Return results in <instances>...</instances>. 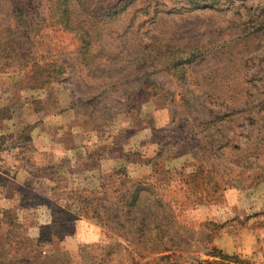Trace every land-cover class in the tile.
Masks as SVG:
<instances>
[{
    "label": "rangeland",
    "instance_id": "1",
    "mask_svg": "<svg viewBox=\"0 0 264 264\" xmlns=\"http://www.w3.org/2000/svg\"><path fill=\"white\" fill-rule=\"evenodd\" d=\"M118 169L167 189L181 264L231 221L264 264V0H0V264L125 245Z\"/></svg>",
    "mask_w": 264,
    "mask_h": 264
},
{
    "label": "trees",
    "instance_id": "2",
    "mask_svg": "<svg viewBox=\"0 0 264 264\" xmlns=\"http://www.w3.org/2000/svg\"><path fill=\"white\" fill-rule=\"evenodd\" d=\"M131 178L133 177H129V173L124 169L114 170L110 174L111 183L118 180H121L124 185L129 182L133 183L130 189L125 190L124 194L119 196V200L121 201L127 199V202L120 209V215L118 217L109 215L111 219L118 218L120 220L110 228H114L120 232L119 238L122 239L125 245L115 243L109 246L108 244L97 246L102 251L96 259H89L90 254H88L81 264H141L138 263L140 259L148 256H154L153 259H156L155 256L157 254L164 252L173 253L160 258L167 259L165 264L182 263L177 260L181 256H177L176 252H178L177 250H182L184 247H182L181 242L177 238L173 237L172 230L176 231V234H179L184 226L171 214L169 205L172 200L167 194V189L159 183L144 184L139 179L132 180ZM144 193H147L151 201L159 207V211L153 208L149 210L143 208ZM203 203H206V201L201 200L200 204ZM102 212V215L108 218V210L103 208ZM183 237L184 234H180L179 239ZM210 237L208 236L205 245L209 249V252L205 253L208 258L203 261L192 258L191 264H194V261L197 264H231L233 259L235 260L233 264H242L235 255L226 254L221 249L211 246ZM169 244H172L171 248L168 247ZM131 253L134 254L132 262L129 258V254ZM61 257L62 259L56 261L55 264H75L72 255L61 254ZM135 259L139 261L136 262L137 260L135 261ZM45 263L41 260L35 262V264Z\"/></svg>",
    "mask_w": 264,
    "mask_h": 264
},
{
    "label": "crops",
    "instance_id": "3",
    "mask_svg": "<svg viewBox=\"0 0 264 264\" xmlns=\"http://www.w3.org/2000/svg\"><path fill=\"white\" fill-rule=\"evenodd\" d=\"M40 129H45L48 133V129L44 126L40 127ZM39 130L33 131V136H37L39 134ZM46 142H48V139H45ZM41 142V141H40ZM37 146H41L39 148L40 152L44 155V157L41 158V161L39 164H51L55 162H48L45 161V159H50L51 155H53L54 150L52 148H49L48 146H43L42 143H37ZM52 149V150H51ZM57 152H60V148L58 147ZM132 162L131 164H133ZM138 162L136 161V164ZM139 177V176H138ZM136 178V177H133ZM203 208H205V205H201ZM235 208V206H233ZM201 211L205 212L206 209H201ZM236 221H231L228 223H222V225L217 228L214 232H212L210 237V244L211 246L217 247L221 249L226 254H239V253H250L254 250H257V240L254 241L253 239H250L249 236L253 233V230H251V224ZM238 228V229H237ZM243 235V236H242ZM242 236V238H241Z\"/></svg>",
    "mask_w": 264,
    "mask_h": 264
}]
</instances>
